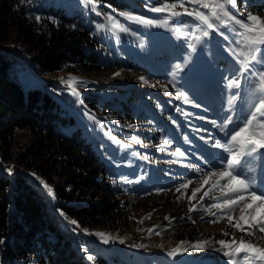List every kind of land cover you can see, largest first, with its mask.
I'll use <instances>...</instances> for the list:
<instances>
[{
    "label": "rangeland",
    "instance_id": "rangeland-1",
    "mask_svg": "<svg viewBox=\"0 0 264 264\" xmlns=\"http://www.w3.org/2000/svg\"><path fill=\"white\" fill-rule=\"evenodd\" d=\"M48 1L77 14L94 31L101 68L92 75L67 69L49 73L39 67L35 53L27 46L17 41L0 44V50L19 56L15 69L20 82L26 88L39 86L61 102L71 119L69 127L77 128L92 141L114 187L131 192L170 190L171 196L190 201L188 210L171 216L168 209L159 205H139L131 196L121 195L127 209L126 223L86 229L66 218L83 256L79 264H233V260L244 264L243 252L232 258L224 252L233 251L242 238L246 243L264 247V232L246 235L233 226L243 204L234 211L213 207L221 203L213 198L221 197L219 189L204 196L218 178L208 174L226 167L228 153L214 146L228 139L220 126L230 118L227 131L236 129L262 98L258 78L252 72L238 71L240 64L230 51L237 47L234 41L240 38L237 32L241 30L235 25L220 27L196 43L194 36L201 33L192 17L169 18L167 12L151 11L178 0H95V11L82 0ZM185 7L192 11L195 5L186 3ZM228 10L241 20H247L249 13L264 20V0H235ZM174 11L184 9L177 7ZM120 13L151 19L156 24H137ZM108 15L128 31L109 30ZM166 19L167 27L157 26ZM172 27L189 35L180 36L170 31ZM193 43L195 50L190 47ZM255 70L264 71V67L256 64ZM233 76L240 77L238 90L228 87ZM73 89L78 97L72 94ZM178 90L185 98H177ZM237 92L234 103L229 105ZM162 140L169 143L162 144ZM178 149L183 156L175 155ZM194 151L201 156L190 157ZM9 169L10 173L18 171L35 178L25 169ZM263 170L264 156L260 154L250 160L247 168L239 169L242 176L255 177L258 194L264 193V182L259 176ZM193 178L195 183L190 186ZM182 184L188 187L181 188ZM196 189L200 191L193 197ZM126 198L129 203H125ZM228 216L233 218L231 224ZM241 223L246 231H252L248 223ZM181 225L194 227L192 238L174 237L175 229ZM95 233H105L110 239L105 243ZM222 240L230 247H223L219 243ZM197 244L203 247H192ZM173 249L178 251L169 255Z\"/></svg>",
    "mask_w": 264,
    "mask_h": 264
},
{
    "label": "trees",
    "instance_id": "trees-1",
    "mask_svg": "<svg viewBox=\"0 0 264 264\" xmlns=\"http://www.w3.org/2000/svg\"><path fill=\"white\" fill-rule=\"evenodd\" d=\"M10 41L27 46L49 73L67 69L92 75L101 68L94 31L48 0H0V44ZM18 57L0 50V264H79L83 256L66 218L86 229L126 223L121 195L139 205H159L171 216L188 210L189 199L171 196L170 190L114 187L92 141L69 127L61 102L20 82ZM200 156L194 151L190 157ZM10 167L35 178L10 173ZM193 229L178 226L174 237L192 238Z\"/></svg>",
    "mask_w": 264,
    "mask_h": 264
},
{
    "label": "snow or ice",
    "instance_id": "snow-or-ice-1",
    "mask_svg": "<svg viewBox=\"0 0 264 264\" xmlns=\"http://www.w3.org/2000/svg\"><path fill=\"white\" fill-rule=\"evenodd\" d=\"M86 7L90 6L93 11L97 9L95 0H82ZM193 4L195 7L192 11H189L185 4ZM235 5V0H178L177 3H165L162 7L152 8L154 12H167L169 18L179 17L181 15H188L193 18L194 21L198 22V28L201 33L200 36H194L196 43L201 41V37H208L210 32H215L220 27L238 26L241 31L237 32L240 37L235 40L234 43L237 45L236 48L230 49L232 55L240 64L241 73L249 71L252 72L253 76L258 78L259 88L258 91L262 94V98L259 103L254 106V111H250L248 116L245 117L242 125H239L236 129L227 131L228 124L231 123V119L228 118V123L220 126L221 131H226L228 139L224 143H217L214 146L222 149L228 153L225 158L226 167L223 170L213 171L209 173V176L218 177L213 183L212 187L204 192V196H209V193L213 189H219L221 197H213L219 199L221 203L214 204L213 207L220 208L221 210L234 211L235 208L241 204L240 207L241 215L239 220L233 225L240 231H245L246 235H255L256 231L264 232V193L258 194L255 190V177L242 176L239 169L247 168L250 160L255 157L256 154L264 156L261 150H264V71L255 70V65L260 64L264 67V20L260 17L248 14L247 20H241L236 18L228 10V6ZM177 7L183 8V12L174 11ZM206 9L207 11H201ZM98 15L100 13H97ZM129 21H134L137 24L152 26L156 24L151 19H146L141 16H133L128 13H120ZM39 19V17H37ZM108 21L109 30L115 32H127L128 29L124 27L119 21L115 20L112 15L106 17ZM169 21L166 19L162 25L157 26H168ZM98 28H104L105 25H97ZM170 31L178 33L180 36H187L189 33L182 32L180 28L172 27ZM194 35V34H193ZM196 43L190 45L195 50ZM179 68V66H177ZM118 75V74H117ZM71 79V78H70ZM144 78L141 77V80ZM75 82V81H73ZM145 83L147 81H144ZM241 86V80L239 76H233L228 80L229 88H236L237 90ZM72 94L74 96L79 93L73 89ZM233 96L229 100V105H232L238 96ZM177 98H185L184 94L177 91ZM131 127V126H130ZM162 144L169 143L167 140H162ZM175 155L183 156L184 153L180 152L179 149ZM248 158V159H246ZM251 170V169H250ZM11 171V169H9ZM196 171H201L196 169ZM221 181L225 183L221 184ZM115 182V181H114ZM209 180L206 178L204 183L207 184ZM264 182V178H262ZM45 189L49 196L54 198V193L51 187L44 184ZM188 184H182L181 188H187ZM179 191V189H177ZM200 189L193 191V197L196 192ZM248 201H251L250 203ZM191 210V209H190ZM247 212V215L245 214ZM259 214V215H257ZM232 217L228 216V221L231 224ZM248 223L252 231H246L241 223ZM72 224H76V221H71ZM95 235L101 237L105 243L108 242L110 237L105 233H95ZM123 243V241H121ZM207 243V242H204ZM219 243L229 248L230 245L225 241H219ZM236 243V241H233ZM192 247L199 249L203 247V244L192 245ZM178 249H173L169 252V255H174ZM243 252L242 257L244 264H264V247H256L251 243H246L242 238L239 244L233 251H225L224 255L232 258L239 256ZM88 259L91 261L93 257L90 255ZM233 264H237L236 260H233Z\"/></svg>",
    "mask_w": 264,
    "mask_h": 264
}]
</instances>
